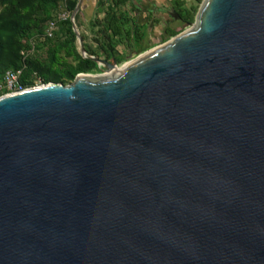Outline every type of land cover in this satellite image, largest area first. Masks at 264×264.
I'll return each mask as SVG.
<instances>
[{
    "label": "water",
    "instance_id": "obj_1",
    "mask_svg": "<svg viewBox=\"0 0 264 264\" xmlns=\"http://www.w3.org/2000/svg\"><path fill=\"white\" fill-rule=\"evenodd\" d=\"M90 59L0 96V264H264V0Z\"/></svg>",
    "mask_w": 264,
    "mask_h": 264
},
{
    "label": "trees",
    "instance_id": "obj_2",
    "mask_svg": "<svg viewBox=\"0 0 264 264\" xmlns=\"http://www.w3.org/2000/svg\"><path fill=\"white\" fill-rule=\"evenodd\" d=\"M78 0H67L66 9L71 14ZM175 0L173 17L181 24L194 20L201 0ZM129 0H97L93 16L87 22L86 33H80L85 57L79 53L77 39L67 20L51 39L42 42L36 37L43 31L58 9L59 0H0V79L5 71L22 69L20 78L24 87L40 84H69L79 73L90 74L100 67L90 58L116 64L130 55H138L151 46L145 32L123 7ZM101 15V17H99ZM81 12L75 14L74 24L82 27ZM178 32L163 28L161 43ZM33 46V51L30 52ZM121 49V51L119 50ZM27 54V55H26Z\"/></svg>",
    "mask_w": 264,
    "mask_h": 264
},
{
    "label": "crops",
    "instance_id": "obj_3",
    "mask_svg": "<svg viewBox=\"0 0 264 264\" xmlns=\"http://www.w3.org/2000/svg\"><path fill=\"white\" fill-rule=\"evenodd\" d=\"M174 1L175 0H164L163 6H159L157 4L158 0H129V2L123 7V9L129 12V15L135 19L138 26L145 32L146 40L148 41V43H150L148 39L149 33L152 32V30L156 26L162 25V30L163 28L168 27V21L162 20V18L159 17L160 15L167 13L170 19L177 21L173 17L171 8L174 4ZM84 5L86 4L84 3ZM167 7H169V9H167ZM92 16H90L88 21ZM99 17H101V15H99Z\"/></svg>",
    "mask_w": 264,
    "mask_h": 264
},
{
    "label": "built area",
    "instance_id": "obj_4",
    "mask_svg": "<svg viewBox=\"0 0 264 264\" xmlns=\"http://www.w3.org/2000/svg\"><path fill=\"white\" fill-rule=\"evenodd\" d=\"M67 0H59L58 9L54 12L51 20L48 21L43 34L36 37V41H44L54 37L60 29V24L67 20L74 24V19H71V14L66 9ZM75 25V24H74ZM33 51V46L30 52ZM27 55V54H26ZM22 76V69H11L4 72L0 79V96L8 93L18 92L26 89L22 84L20 78Z\"/></svg>",
    "mask_w": 264,
    "mask_h": 264
},
{
    "label": "rangeland",
    "instance_id": "obj_5",
    "mask_svg": "<svg viewBox=\"0 0 264 264\" xmlns=\"http://www.w3.org/2000/svg\"><path fill=\"white\" fill-rule=\"evenodd\" d=\"M185 1H186L188 6L195 4L193 0H185ZM84 3L86 5H84ZM96 3H97V0H83L82 1L81 7H80L79 10L81 12L80 20H81L83 25L79 29L76 28V30L79 33V35H80V33H83V34L86 33L88 19L90 18V16H92V13H93V10H94V8L96 6ZM157 4L159 6H163L164 0H158ZM167 9H169V7H167ZM159 17L162 18V20H164V21H168V26H170L172 29H174V31H176L178 33L181 32L182 30H184L187 27L186 24H181L180 22H177V21H174V20L170 19L169 15H167V13H165L163 15H160ZM161 30H162V25H159V26H156L152 30V32L149 33L148 39H149L150 44H151L152 47H154L156 45H159L161 43V38H162V35H161L162 31ZM77 46H78V42H77ZM152 47H150V48H152ZM119 50L121 51V49H119ZM136 56L137 55H130L128 58H126V60H124L120 64H117L116 66L120 67L124 63L134 59ZM98 66L100 67V70H98L96 72H93V73H90L91 75H100V74L103 75L106 72L105 69H103L101 65H98ZM34 84L37 86V85H40V82L38 80H35Z\"/></svg>",
    "mask_w": 264,
    "mask_h": 264
},
{
    "label": "bare ground",
    "instance_id": "obj_6",
    "mask_svg": "<svg viewBox=\"0 0 264 264\" xmlns=\"http://www.w3.org/2000/svg\"><path fill=\"white\" fill-rule=\"evenodd\" d=\"M106 72L104 73V74H106V73H109V72H112V71H114V69H107V70H105ZM103 74V75H104Z\"/></svg>",
    "mask_w": 264,
    "mask_h": 264
}]
</instances>
